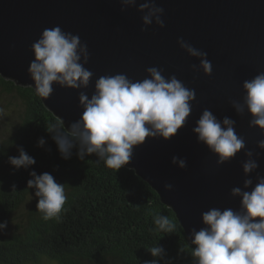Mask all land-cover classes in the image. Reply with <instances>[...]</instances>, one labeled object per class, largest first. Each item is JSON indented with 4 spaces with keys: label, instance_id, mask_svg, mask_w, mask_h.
Wrapping results in <instances>:
<instances>
[{
    "label": "water",
    "instance_id": "1",
    "mask_svg": "<svg viewBox=\"0 0 264 264\" xmlns=\"http://www.w3.org/2000/svg\"><path fill=\"white\" fill-rule=\"evenodd\" d=\"M143 2L137 0L136 7L122 12L121 0H0V74L35 89L28 71L34 60L31 46L43 30L59 26L87 43L90 59L85 67L94 73L87 89L54 84L52 95L41 97L66 129L83 113L79 92L91 98L100 76L126 74L137 81L148 76L147 68L157 67L166 78L175 75L194 89L192 113L178 135L170 141L148 138L125 166L175 211L192 242V229L205 226L203 212L213 207L240 209L241 198L233 197L231 189L243 188L246 179L244 150L217 165L218 157L197 142L192 130L203 110H211L221 121L225 116L236 121L235 131L246 149L259 153L257 172L264 175V150L258 147L264 131L250 127V113L239 116L231 106L233 100L243 102L244 81L264 72V0H155L165 10V27L153 23L146 31L138 11ZM180 38L207 52L213 66L210 76L203 69L193 70L200 61L180 47ZM173 156L186 159L187 168L173 165ZM256 175L251 174L253 186ZM165 183L173 185L172 191L165 190Z\"/></svg>",
    "mask_w": 264,
    "mask_h": 264
},
{
    "label": "clouds",
    "instance_id": "2",
    "mask_svg": "<svg viewBox=\"0 0 264 264\" xmlns=\"http://www.w3.org/2000/svg\"><path fill=\"white\" fill-rule=\"evenodd\" d=\"M121 5L123 12L136 7L137 0H121ZM138 11L143 13L145 27L142 31L153 23L165 27L162 19L165 10L155 0L140 3ZM178 43L190 56L199 59V66H192L194 71L203 69L206 75L212 74L213 66L207 52L195 48L183 38ZM31 48L34 60L28 71L39 97L48 99L54 91V84L75 90L89 87L94 73L85 67L90 53L87 43L82 42L79 35L65 32L59 26L46 28ZM146 71L148 76L137 81L126 74L100 76L95 81L91 98L84 91L79 92V103L83 108L80 119L71 123L68 129L55 124L47 128L64 160L71 159L73 149L78 148L79 159L95 154L107 167L120 170L130 163L134 149L148 138L170 141L178 135L192 113L196 92L175 75L166 78L162 69L149 67ZM243 88L246 93L243 102L233 100L231 106L239 116L246 111L250 113V127L258 126L264 131V72L245 80ZM235 127L234 119L225 116L221 121L211 110L205 109L192 130L197 142L206 145L218 157L217 165L230 162L242 150L247 157L242 164L246 177L243 188L231 189L233 197L241 198L240 209L210 208L202 213L205 226L199 231L192 229L195 247L191 255L195 264H264V175L257 172L259 164L255 157L259 153L246 149L245 140L238 136ZM45 145L46 140L41 137L38 146ZM258 147L264 150V139L258 141ZM18 151V156L8 158L16 170H27L36 164L23 147ZM172 164L187 168V160L177 156H173ZM254 172L257 173L255 186L251 178ZM30 176L27 184L29 189H35V196L39 198L38 211L43 213L45 220L59 221L61 213L66 211L64 185L48 172L38 175L33 170ZM164 188L172 191L173 185L165 183ZM153 219L159 231L174 233L176 224L168 216L155 214ZM7 227V221L0 223V231ZM148 251L153 257L165 255V249L159 245ZM146 264H157V261Z\"/></svg>",
    "mask_w": 264,
    "mask_h": 264
},
{
    "label": "trees",
    "instance_id": "3",
    "mask_svg": "<svg viewBox=\"0 0 264 264\" xmlns=\"http://www.w3.org/2000/svg\"><path fill=\"white\" fill-rule=\"evenodd\" d=\"M0 90L24 105L18 126L5 131L0 140V223L8 222L7 229L0 231V264H40L44 259L57 264H146L153 260L195 264L191 255L195 245L175 211L134 169H111L95 154L81 160L78 148L73 149L71 159L64 160L47 131L52 124L64 125L36 90L1 74ZM41 137L46 140L44 147L38 146ZM20 147L36 160L27 170H16L8 162L10 156L19 155ZM33 170L38 175L48 172L64 185L66 211L59 221L45 220L38 211L39 198L27 184ZM155 214L168 216L176 224L174 233L159 231ZM24 215L22 222L9 229L11 219ZM158 245L165 249L162 258L148 251Z\"/></svg>",
    "mask_w": 264,
    "mask_h": 264
},
{
    "label": "rangeland",
    "instance_id": "4",
    "mask_svg": "<svg viewBox=\"0 0 264 264\" xmlns=\"http://www.w3.org/2000/svg\"><path fill=\"white\" fill-rule=\"evenodd\" d=\"M24 112V105L18 98L5 96V93L0 90V140L5 138V131L12 132L21 121ZM5 115L8 116V122L5 123ZM33 196V195H31ZM26 215L11 219L9 229L15 228L16 224L22 222ZM40 264H57L56 261L44 259Z\"/></svg>",
    "mask_w": 264,
    "mask_h": 264
}]
</instances>
